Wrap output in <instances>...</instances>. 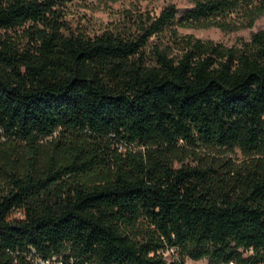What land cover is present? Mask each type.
I'll return each instance as SVG.
<instances>
[{"label": "trees", "instance_id": "trees-1", "mask_svg": "<svg viewBox=\"0 0 264 264\" xmlns=\"http://www.w3.org/2000/svg\"><path fill=\"white\" fill-rule=\"evenodd\" d=\"M75 1L0 0V264H264V30L179 32L252 28L264 0L93 36Z\"/></svg>", "mask_w": 264, "mask_h": 264}, {"label": "rangeland", "instance_id": "rangeland-1", "mask_svg": "<svg viewBox=\"0 0 264 264\" xmlns=\"http://www.w3.org/2000/svg\"><path fill=\"white\" fill-rule=\"evenodd\" d=\"M169 5H176L180 10L191 6L189 0H77L68 5V19L76 30L88 35L102 33L105 30L119 28L124 25L127 14L151 12L159 14ZM264 30V15L256 20L252 28L234 32H223L218 28L181 27V34H192L195 37L233 45L239 39H250L252 34ZM155 41V39H154ZM55 135L53 138H56ZM52 140V139H51ZM125 152V148L121 147ZM189 162H192L189 160ZM187 264H207L206 259L194 261L187 259Z\"/></svg>", "mask_w": 264, "mask_h": 264}, {"label": "built area", "instance_id": "built-area-1", "mask_svg": "<svg viewBox=\"0 0 264 264\" xmlns=\"http://www.w3.org/2000/svg\"><path fill=\"white\" fill-rule=\"evenodd\" d=\"M39 262H40V264H51V260H43V259H40ZM228 264H235V262L234 261H231Z\"/></svg>", "mask_w": 264, "mask_h": 264}]
</instances>
